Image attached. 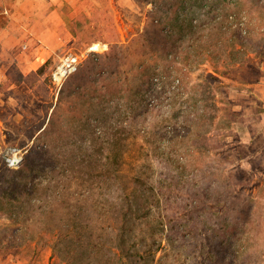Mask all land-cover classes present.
I'll use <instances>...</instances> for the list:
<instances>
[{"label": "rangeland", "instance_id": "obj_1", "mask_svg": "<svg viewBox=\"0 0 264 264\" xmlns=\"http://www.w3.org/2000/svg\"><path fill=\"white\" fill-rule=\"evenodd\" d=\"M0 264H264V0H0Z\"/></svg>", "mask_w": 264, "mask_h": 264}, {"label": "built area", "instance_id": "obj_2", "mask_svg": "<svg viewBox=\"0 0 264 264\" xmlns=\"http://www.w3.org/2000/svg\"><path fill=\"white\" fill-rule=\"evenodd\" d=\"M94 50L96 49L92 47L90 52ZM84 57L85 54L80 55L74 52H68L59 56L51 73L52 81L57 88H61L67 78L78 70ZM25 152V149L19 146L8 147L2 154L3 160L7 166L17 168L22 164Z\"/></svg>", "mask_w": 264, "mask_h": 264}, {"label": "crops", "instance_id": "obj_3", "mask_svg": "<svg viewBox=\"0 0 264 264\" xmlns=\"http://www.w3.org/2000/svg\"><path fill=\"white\" fill-rule=\"evenodd\" d=\"M62 38L63 37H61L60 38V40H62ZM15 39L16 38H13V39H10V40H8V41H6V42H4L3 43V45H4V48H3V52L4 53H6V52H8L9 54H11V55H20V56H24V57H26V58H28V59H30L31 60V57L33 56V57H35L33 60H31V63L33 64H35L36 65V67L37 66H39L40 64H42V63H44L45 62V60H47L48 58H50L51 57V55L50 54H48V55H45L43 58H41V56L40 55H38V53L39 54H41L42 52H38L37 53V48H35L34 50H31V51H28L27 53H21L20 52V49H18L17 47H16V42H15ZM38 41V40H37ZM37 41H36V43L35 44H37ZM25 47H26V49H28V47H29V45H25ZM32 47H30V49H31ZM26 52V51H25ZM31 56V57H30ZM26 58H24V59H26ZM41 60V61H40Z\"/></svg>", "mask_w": 264, "mask_h": 264}, {"label": "trees", "instance_id": "obj_4", "mask_svg": "<svg viewBox=\"0 0 264 264\" xmlns=\"http://www.w3.org/2000/svg\"><path fill=\"white\" fill-rule=\"evenodd\" d=\"M49 63V61H46L45 64L38 70L39 72L42 70V68L44 66H46L47 64ZM91 68H93V66H91ZM34 163V160L32 161V159H28L26 156H25V160L23 162V164L21 165V167L26 171L28 170L30 167H32ZM123 240V239H122Z\"/></svg>", "mask_w": 264, "mask_h": 264}, {"label": "bare ground", "instance_id": "obj_5", "mask_svg": "<svg viewBox=\"0 0 264 264\" xmlns=\"http://www.w3.org/2000/svg\"><path fill=\"white\" fill-rule=\"evenodd\" d=\"M99 47L100 45L98 43L94 45V48H99Z\"/></svg>", "mask_w": 264, "mask_h": 264}]
</instances>
